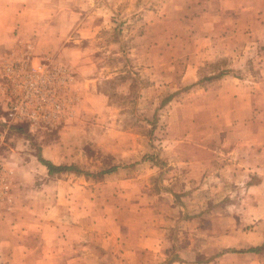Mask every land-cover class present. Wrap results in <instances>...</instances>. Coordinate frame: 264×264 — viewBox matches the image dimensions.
Here are the masks:
<instances>
[{
    "label": "rangeland",
    "instance_id": "rangeland-1",
    "mask_svg": "<svg viewBox=\"0 0 264 264\" xmlns=\"http://www.w3.org/2000/svg\"><path fill=\"white\" fill-rule=\"evenodd\" d=\"M216 4L221 5L217 0H0V17L8 18L16 38L15 49L0 53V70L5 60L25 57L28 40L43 48L35 62L56 58L65 64L58 52L71 43L88 46V53L104 46L99 62L117 72L100 76L96 89L86 87L77 97L73 88V104L55 124L20 122L8 130L0 152L11 188L0 200L5 221L0 238L10 242L0 241V264H264V218L254 210L258 187L248 188L256 178L231 179L236 171L226 166L225 132L217 137L198 132L220 151L198 179L186 175L189 163L173 152L178 137L167 136L178 112L185 118L194 114L192 108H178L199 101L198 93L185 94L196 84L218 90L224 82L227 93L234 85L242 88L236 94L246 93L249 100L248 113L240 117L250 126L264 125V110L254 113L264 107V41L249 38L232 51L217 42L221 49H210L209 35L200 33L213 30ZM89 11L99 13L83 21ZM149 12L164 18L151 31ZM100 17L99 38L83 36L82 29L100 24ZM217 20L222 22L216 30H224V18ZM162 27L185 33L179 39L178 33L168 36L165 47L152 51L147 34L155 37ZM54 34L62 36L61 43ZM184 62L193 64L183 81ZM120 64L124 73L118 72ZM225 100L217 99L222 122L228 119ZM204 117L191 119L203 123ZM194 133L195 128L191 137ZM38 155L64 170L49 174L47 167H36L37 160L42 164ZM114 165L116 170L100 173ZM71 219L73 242L57 240ZM19 221L22 229L34 222L50 224L24 234L33 250L14 252L13 226L7 224ZM133 246H141L138 253ZM253 246L259 250L226 252Z\"/></svg>",
    "mask_w": 264,
    "mask_h": 264
},
{
    "label": "crops",
    "instance_id": "crops-1",
    "mask_svg": "<svg viewBox=\"0 0 264 264\" xmlns=\"http://www.w3.org/2000/svg\"><path fill=\"white\" fill-rule=\"evenodd\" d=\"M221 3V5H215V8H212V14L214 21L216 23L211 24L213 30H209L205 33H200V35L208 36L206 38V42L210 44V49H221L216 46L218 42L223 43L225 47L223 49L233 50L238 47V45H244L249 38H255L259 42L264 41V0H217ZM224 4V6H222ZM99 12L89 11L82 16V20L87 19L88 17H93L94 15H98ZM98 17V16H97ZM96 17V19H98ZM149 18V19H148ZM218 18H224V30H216L217 26L220 25L222 20H217ZM81 20V24H84ZM163 19H159L156 14L153 12L148 13V17L146 18L147 24L146 29L151 31V29L156 26V21H163ZM103 18L100 17V24L96 23L95 26H86L82 29L83 36L88 39L99 38V31L103 27ZM9 20L7 17H0V53H5L7 50H10L11 47L14 49L16 48V38H13L9 32ZM158 26V25H157ZM158 29V28H157ZM23 32V31H22ZM155 37L149 38L148 42L150 46V50H157L165 45V40L168 39V36H174L178 32H172V30L167 28H160L158 31L154 32ZM185 31L180 32L177 34V38L179 39ZM42 35L37 34L36 38H41ZM53 39H55L58 43H61L62 36L53 35ZM71 37V36H70ZM166 38V39H165ZM24 41V40H23ZM83 41V40H81ZM31 44L32 55L30 58L32 59L33 63L40 58L39 54L42 53V49L36 42L28 41ZM176 43V42H172ZM96 44L99 45L98 40H96ZM88 45V44H87ZM178 45V43H176ZM182 45V44H181ZM164 46V47H165ZM104 46H96V50L88 53L87 49L88 46L84 47L83 45H78L77 43H71L70 45H64L61 47L58 55H64V60L66 61L65 64L69 65L73 71V76L75 79V84L72 83V89L75 90L76 97L81 95L84 91H86V87L93 90L95 87L96 89V82L98 78L101 77H109L111 75H115L117 72H111V66H106L104 62H99L100 55L102 54ZM101 48V49H100ZM45 49V48H44ZM158 49V50H161ZM46 51V50H45ZM47 52V51H46ZM51 60V59H50ZM56 60V58H55ZM55 60H51L50 62H55ZM39 63H47L46 61L38 60ZM62 63V62H60ZM159 65H162L164 62H158ZM198 62L196 64H200ZM146 64V63H145ZM152 64V62H149ZM193 62L185 65V62L182 67V80H186V77L191 73V66ZM147 65V64H146ZM124 64H120L118 69L120 73H124L122 70ZM184 68V69H183ZM185 68H188V71H185ZM117 69V68H116ZM163 69V68H162ZM174 69H177V64ZM108 70V71H107ZM191 80V79H189ZM74 85V87H73ZM235 90H230V92L226 91V85L224 82L220 83L218 90H205L203 87H200L196 84L194 85L186 94V96H192L195 93H198V102L195 101L192 103H185L178 108L186 109L192 108V112L194 114L188 115V117L193 118L198 114V116L204 117L207 114L206 122L200 123L198 121L193 122L191 118H185L182 114L177 113L179 116L176 118L174 122H171L172 125H168L167 127V136L168 137H178L177 139L173 140L175 143L172 144L173 152H175L181 160L188 164V175L189 177H193L194 179L201 178L204 173H206L214 164L212 160V156L216 157L217 149L214 145L209 144L206 139L198 136L199 133L205 132H214V136L217 137L222 131L225 132V146L226 149L224 154L226 153V166L230 169H234L235 172H231V179L237 178L241 180L243 183L244 179L250 178V176L254 175L256 181L248 185V188L254 189H262L258 190L254 193V200L256 203L254 204V210L262 213L263 215H258V219L260 217L264 218V125L256 124L250 126L249 123L245 122L242 113H248V100L249 96L246 93L236 94L238 91L242 92V88L236 87L234 85ZM225 90V91H222ZM238 90V91H237ZM219 95V96H218ZM223 95V97L228 99V102L225 100V103L228 106H225V118H228L227 121L222 122L220 117L217 116L218 114V106H217V99ZM260 96V94H259ZM79 98V97H78ZM261 97H259L260 99ZM198 104V108H197ZM240 104V106H239ZM197 109H200L201 113L197 112ZM260 109L264 110V107H258V110H255L254 113L259 114ZM228 116V117H227ZM198 120V117L196 118ZM203 120V118H202ZM201 120V121H202ZM219 123V125H218ZM224 124V125H223ZM256 126V130L251 131V128ZM196 131V137H191L192 132ZM233 144L230 145L229 144ZM215 148V149H214ZM215 152V153H214ZM229 157V159H227ZM43 167L46 168L45 165H42L36 161V167ZM209 174V173H208ZM243 202V201H242ZM67 204L66 207L70 206ZM72 208V207H70ZM21 217V216H20ZM66 228L63 231L58 230V235H56L57 240L64 241L68 240L70 243L73 242V232H76V228L73 227L72 219L69 220ZM45 221L41 223L44 224ZM5 221L0 220V224L3 225ZM39 222L29 223L26 225L27 228H23L21 226L25 225L21 221L19 223H8L7 225L13 226L10 234H13V240L16 238L15 241V248L14 252L18 250H33L31 245L25 242L24 234L27 235H34V233H38L40 231V226H49L50 224L41 225ZM67 223V222H66ZM56 226V224L54 225ZM68 228V229H67ZM12 240V241H13ZM1 243H9L7 239L1 240ZM141 246H133L135 249L134 252L138 253V249ZM57 251L60 248L56 249ZM230 252V251H229ZM224 254V253H223Z\"/></svg>",
    "mask_w": 264,
    "mask_h": 264
},
{
    "label": "built area",
    "instance_id": "built-area-1",
    "mask_svg": "<svg viewBox=\"0 0 264 264\" xmlns=\"http://www.w3.org/2000/svg\"><path fill=\"white\" fill-rule=\"evenodd\" d=\"M25 57L7 59L0 70V149L5 136L16 123L55 124L73 104V71L60 62L33 63L31 44H26ZM10 170L0 152V200L10 192Z\"/></svg>",
    "mask_w": 264,
    "mask_h": 264
},
{
    "label": "trees",
    "instance_id": "trees-1",
    "mask_svg": "<svg viewBox=\"0 0 264 264\" xmlns=\"http://www.w3.org/2000/svg\"><path fill=\"white\" fill-rule=\"evenodd\" d=\"M225 71L222 70L221 71V75L224 74ZM38 159L39 161L44 164L47 167L48 173L49 174H53V173H57V172H61L64 170L65 166L64 165H60V164H54L53 162H51L50 160H47L45 158H43L42 156L38 155ZM118 166L114 165V166H110L104 170H102L100 173H109L112 172L114 170L117 169ZM259 250L258 246H253L247 249H227L226 252H244V251H250V252H257Z\"/></svg>",
    "mask_w": 264,
    "mask_h": 264
}]
</instances>
